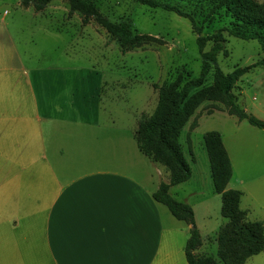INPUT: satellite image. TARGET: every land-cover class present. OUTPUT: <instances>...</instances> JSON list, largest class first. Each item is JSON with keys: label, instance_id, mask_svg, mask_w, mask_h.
Returning <instances> with one entry per match:
<instances>
[{"label": "rangeland", "instance_id": "374dc122", "mask_svg": "<svg viewBox=\"0 0 264 264\" xmlns=\"http://www.w3.org/2000/svg\"><path fill=\"white\" fill-rule=\"evenodd\" d=\"M161 1L192 14L195 24L202 27L201 35L229 26L230 17L223 10L208 17L205 3ZM69 7L68 0H51L43 10L36 11L32 4L22 6L21 0H0V65H21V75L30 79L40 69L43 77L59 82L61 94L73 83L82 116L89 113L88 118L96 120L91 127L111 134L114 157L123 155L130 160L136 154L143 161L146 175H156V166L166 174L164 166L139 152L134 134L140 116L151 115L157 105L154 83L167 84L179 74L184 80L198 76L201 61L192 22L136 0H95L88 23L83 24L81 13H70ZM98 16L111 22L130 20L135 34L151 39L123 51L98 22ZM224 35L227 54H219V66L225 73L250 66L233 92L245 111L264 121V64L258 63L264 59V51L254 40L237 39L226 32ZM206 87L213 88L212 72ZM213 103L220 105L203 102L181 130L180 144L191 176L172 192H177V200L187 197L194 210L203 242L197 256H212L220 264L213 243L226 218L220 211L221 197L214 190L204 136L209 131L220 134L232 165L227 188L243 193L240 207H244L264 194L257 180L264 173V128L240 121Z\"/></svg>", "mask_w": 264, "mask_h": 264}, {"label": "crops", "instance_id": "0c3cea01", "mask_svg": "<svg viewBox=\"0 0 264 264\" xmlns=\"http://www.w3.org/2000/svg\"><path fill=\"white\" fill-rule=\"evenodd\" d=\"M21 71L0 65V264H188L191 225L152 196L169 172L114 157L73 83L61 94L40 69L32 79ZM257 180L264 187V173ZM263 199L241 207L247 220H264ZM244 264H264V251Z\"/></svg>", "mask_w": 264, "mask_h": 264}, {"label": "trees", "instance_id": "16d2710c", "mask_svg": "<svg viewBox=\"0 0 264 264\" xmlns=\"http://www.w3.org/2000/svg\"><path fill=\"white\" fill-rule=\"evenodd\" d=\"M50 1L21 0V5L27 7L32 4L36 11H41ZM136 1L189 18L197 33L196 44L201 61L198 76L184 80L179 74L167 84L154 83L152 86L158 91L157 105L151 115L140 116L134 137L138 149L150 161L161 164L169 172V181H162L152 196L156 201L164 204L176 219L191 225L190 235L184 247L188 264H218L212 256H197L195 251L201 246L202 239L195 224L194 210L191 205L172 196L169 188L187 181L191 176L190 166L180 144V133L203 102H219L220 105L215 103L213 105L236 116L240 121L246 120L253 126L264 128V121L245 111L238 104L233 92L236 82L250 66L225 73L218 63L219 54H227L225 32L237 39L254 40L264 51V2L188 0L207 4L208 17L217 14L220 10L230 17L229 26L216 29L204 36L201 35L202 27L195 24L193 15L183 11L179 6L161 0ZM68 2L69 12L79 11L82 15V23H88L95 0H68ZM97 20L115 38L123 51L151 39L135 34L130 20L111 22L101 16H98ZM208 45L209 48L206 49ZM258 63L264 64V59ZM210 72L213 77L212 89L206 87ZM195 123L193 121L192 125ZM204 145L210 163L214 190L221 197V215L226 218V222L217 232V257L222 264H244L250 256L264 251V220H247V210L240 207L242 192L227 188L232 176V165L220 134L216 131L207 132L204 136Z\"/></svg>", "mask_w": 264, "mask_h": 264}]
</instances>
